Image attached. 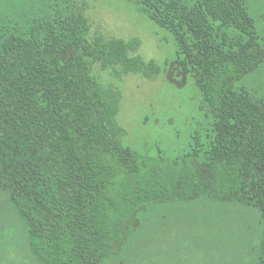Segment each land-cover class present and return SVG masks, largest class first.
I'll use <instances>...</instances> for the list:
<instances>
[{
	"label": "trees",
	"instance_id": "16d2710c",
	"mask_svg": "<svg viewBox=\"0 0 264 264\" xmlns=\"http://www.w3.org/2000/svg\"><path fill=\"white\" fill-rule=\"evenodd\" d=\"M130 2L174 37L168 80L193 78L202 96L210 129L183 158L126 146L123 91L93 77L95 63L115 61L155 80L161 66L131 55L140 39L92 43L72 0H0V194L33 262L159 264L168 237L209 248L239 232V248L218 255L264 264V94L244 83L264 75V36L248 0Z\"/></svg>",
	"mask_w": 264,
	"mask_h": 264
},
{
	"label": "rangeland",
	"instance_id": "374dc122",
	"mask_svg": "<svg viewBox=\"0 0 264 264\" xmlns=\"http://www.w3.org/2000/svg\"><path fill=\"white\" fill-rule=\"evenodd\" d=\"M187 1L192 3L194 0ZM72 2L84 9L92 43L126 42L138 38L141 47L131 55L156 62L162 68L155 80H148L137 74H125L115 61H100L93 65V77L97 82L123 91L117 120L126 130L124 144L138 155L152 160L160 156L167 160L186 156L191 151L193 135L209 130L210 121L201 110L203 100L193 78L184 88L168 80L166 63L175 59L177 53L173 35L158 26L130 0ZM248 2L256 19L257 30L264 36V0ZM244 83L251 92L257 90L264 94V75L258 78L250 75ZM213 210H217V207ZM237 226L239 229L241 221L237 222ZM26 230L24 221L7 196L0 194V264H35L30 255ZM216 238L205 244L209 248L204 247L212 254L203 256L199 252L204 248L195 246L190 241L192 238H184V242L175 248L168 237L160 242L158 263L225 264L228 260L230 264H242L243 259L234 254L226 259L218 255L219 250L239 248V232L234 238L228 237L222 245L215 243ZM244 261L249 262V259L245 257Z\"/></svg>",
	"mask_w": 264,
	"mask_h": 264
}]
</instances>
